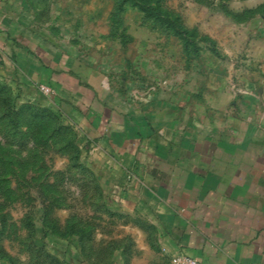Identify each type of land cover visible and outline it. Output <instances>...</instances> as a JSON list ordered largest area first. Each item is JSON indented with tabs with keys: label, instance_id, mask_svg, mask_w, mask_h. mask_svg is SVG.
Masks as SVG:
<instances>
[{
	"label": "rangeland",
	"instance_id": "rangeland-1",
	"mask_svg": "<svg viewBox=\"0 0 264 264\" xmlns=\"http://www.w3.org/2000/svg\"><path fill=\"white\" fill-rule=\"evenodd\" d=\"M0 26L69 55L125 112L141 165L264 104V0H0ZM13 54H0V264H129L141 235L156 247L159 208L129 191L143 178Z\"/></svg>",
	"mask_w": 264,
	"mask_h": 264
},
{
	"label": "crops",
	"instance_id": "crops-1",
	"mask_svg": "<svg viewBox=\"0 0 264 264\" xmlns=\"http://www.w3.org/2000/svg\"><path fill=\"white\" fill-rule=\"evenodd\" d=\"M9 36L0 26V54L12 49L27 84L55 88L91 134L108 138L143 178L130 196L159 208L149 217L161 230L156 247L141 235L129 264H172L180 255L202 264H264V104L255 106L254 117L227 122L223 135L203 141L192 135L189 150L160 149L141 165L140 140L124 135L125 112L75 74L69 55Z\"/></svg>",
	"mask_w": 264,
	"mask_h": 264
},
{
	"label": "built area",
	"instance_id": "built-area-1",
	"mask_svg": "<svg viewBox=\"0 0 264 264\" xmlns=\"http://www.w3.org/2000/svg\"><path fill=\"white\" fill-rule=\"evenodd\" d=\"M40 89L44 94L48 96L55 94V91L50 87L42 85ZM172 264H202V263L192 257L180 255L172 259Z\"/></svg>",
	"mask_w": 264,
	"mask_h": 264
}]
</instances>
